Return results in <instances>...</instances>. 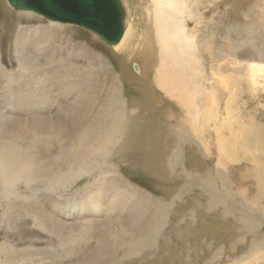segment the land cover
Returning <instances> with one entry per match:
<instances>
[{"label": "rangeland", "instance_id": "374dc122", "mask_svg": "<svg viewBox=\"0 0 264 264\" xmlns=\"http://www.w3.org/2000/svg\"><path fill=\"white\" fill-rule=\"evenodd\" d=\"M120 2L128 35L126 46L116 50L86 30L53 24L36 14L15 12L6 0H0V68L8 73L12 91H20L19 84L30 87V91L25 93L28 95L16 97L20 106L18 111H13L28 123L24 125L25 129L46 119L55 120L58 116L53 114L58 113L59 108V113L65 111L62 108L76 97L75 91H78L77 97L83 98L80 96L85 86L83 80L89 79L91 88H95V94L91 95L92 91H88L92 102L86 105L88 110L93 109L92 115L86 114L88 120L81 117L73 122L71 119V131L75 129L76 134H73L74 130L69 133L70 140L67 142V131L61 136H51L44 126L42 137L37 138V148L40 151L54 148L53 155L63 144L79 146L87 143L92 152L96 144L100 145L102 141L105 144L106 135L102 127L109 128L110 120L103 115L108 116V110L112 112L114 104L121 111L117 113L122 117L121 127L124 128L115 144L111 142L107 147H101L102 152H92V157L82 163L85 166H78L75 171L72 169L74 173L64 185L65 189H57L56 186L53 192L46 189L49 182L45 178L31 180L27 187L19 177L15 179L12 190L18 193L20 199L11 202L2 197L0 184V247L10 249L7 254L0 255V262L78 264L83 259L94 257V264H264V62L251 60L253 48L249 47L261 48L264 42V0H190L186 11L190 14L191 9L193 17L181 5L177 6L180 10H177L175 19H183L185 27L192 31L190 38L194 37L198 47L199 68L205 77V83L201 81V85L208 90L209 83L217 82L220 77L222 80L216 89L218 108L213 109L217 116L212 119L204 115L212 107L201 111V104L197 102L201 97L187 89L190 85L184 84L193 75L186 63L188 55L180 50V59H175L173 54L177 55V51L173 47L170 54L165 53L156 29V0ZM179 3L182 4L181 1ZM166 24L173 28L170 19ZM19 39H23L22 44ZM208 44L213 56L216 51H222L216 53L214 61L205 54ZM26 49L33 50L37 64L43 70L38 65L39 70H36L29 63L20 67L17 52ZM44 58H50V62L42 64ZM49 64H52L51 67ZM252 64H263L261 74L250 69ZM56 71L66 74L68 85L77 84L79 89L64 86V90H60L62 93L55 90L58 88L51 83L56 80ZM37 74L41 80L32 88L31 82L39 81ZM81 75L86 77L82 80ZM177 77L184 81L180 82ZM160 78L173 83L169 81L171 86L167 85L165 90L157 84ZM44 80L53 89L47 88L43 95L37 91L41 90ZM226 80L229 81L227 91L224 90ZM90 96H93L92 100ZM58 97L61 105L56 102ZM36 98L42 99V102L39 103ZM48 98L52 100L49 102ZM227 98L231 100L233 123L228 125L229 131L225 134L232 135L230 139L237 138L228 151L236 155L232 161L221 158L216 147L217 128L226 124ZM193 99L197 105L190 107ZM45 100L46 103H43ZM202 100L206 103L204 94ZM25 102L27 107L23 105ZM68 106L70 109L77 108ZM68 110L64 115L60 114L63 119H66ZM98 115L103 121H98ZM250 122L256 123L253 125H257V130L251 139H239L237 131L250 126ZM62 123L65 122L62 120ZM82 125L86 127L82 129ZM84 132L92 134H87L86 142V139L79 141V135ZM107 185L118 186L124 195L122 198L117 194L119 201L115 209L107 205ZM98 190L104 193V199L98 198L101 193L95 196ZM42 193L47 194L44 196ZM92 194L98 200L97 208L95 212L87 213L90 212L87 200H91ZM47 196L50 199L47 200ZM54 200L72 205L74 214L77 213V216L70 213L68 219L61 215L58 217L61 222L57 221V225L62 233L52 230L54 220L49 219V229L41 227L37 214H43V218L51 215L49 205ZM133 209L138 210V220L140 217L144 219L141 218L140 228L133 226L131 233L125 235L123 248L115 230L120 232L123 221L127 220L126 217L131 218L128 215ZM32 216L36 217L35 221ZM98 218L101 220L97 224L90 221ZM91 226H94L92 236ZM151 229L155 230L152 237L149 236ZM102 239H109L107 251L103 244H98ZM130 240L139 245L137 250L126 247Z\"/></svg>", "mask_w": 264, "mask_h": 264}, {"label": "bare ground", "instance_id": "6f19581e", "mask_svg": "<svg viewBox=\"0 0 264 264\" xmlns=\"http://www.w3.org/2000/svg\"><path fill=\"white\" fill-rule=\"evenodd\" d=\"M7 1V0H6ZM182 2L179 3V2ZM190 1V0H189ZM189 1H186V0H156V8H155V15H156V23H157V28L158 29V36L159 38L162 40V46L165 47V53L167 54H170L171 53V50H172V47L174 48V51H177V55L173 54L175 59H180V53L181 51H184V53H186L188 55V59L186 60V63L188 62V69L191 70V72L193 73V75L191 76L190 79H186L185 81L180 78V77H177V78H180L179 81L181 82V80L184 81V84L186 82V85L189 86L190 85V88H187L188 90L192 91L193 90V94L194 95H198L199 97H201V100L200 101H197L199 103V105L201 104V107L199 106V108H201V111H206L207 109H209V107H212V112L211 111H207V112H210V114H207V112L204 113L205 116H207L206 118L210 117V119H212L211 117H216L214 113V107L218 106V103L216 102V97H217V91L216 90L218 88V86H220L222 84V80L219 78V80L217 82H212V83H209L207 82L206 80V83H209V89L207 90L206 88H204V86L201 85V81L205 83V77H203V73H202V70L199 68L200 66V61H199V56H198V52H197V46H196V43L194 42L195 39L194 37L190 38V35L189 34H192V31L191 30H188L186 27H185V22L183 21V19L180 17L181 20H178L177 18L175 19V15L178 14V11L177 10H180V9H177V6L179 7L180 5L182 6L183 10L189 14V12H187V6L189 4ZM8 4V3H7ZM191 4V2H190ZM9 6V5H8ZM181 8V7H180ZM183 11V12H184ZM16 12V11H15ZM193 13V11H191L190 9V14L189 16L190 17H193L191 16V14ZM33 14V13H32ZM263 14V13H262ZM264 15V14H263ZM195 14H194V18H195ZM40 17V16H39ZM262 17V16H261ZM167 19H170V22L172 23L173 25V28H170L169 26H167ZM198 19V23H199V18L197 17ZM258 19V18H257ZM261 19V18H260ZM45 20V19H44ZM54 24V23H53ZM63 25V24H62ZM259 25V24H258ZM78 28V27H77ZM246 28V27H245ZM82 29V28H80ZM127 29V28H126ZM125 29V21H124V35L121 39V41L116 45L114 46V49L118 50V49H123L125 46H126V37L128 35V30ZM237 29V28H236ZM252 29V28H251ZM260 29V28H259ZM24 30V29H23ZM84 30V29H83ZM263 30V29H262ZM261 30V31H262ZM52 31H50L51 33ZM48 33V32H47ZM238 33V32H237ZM240 35V33L238 34ZM245 35V34H244ZM253 35V34H252ZM96 36V35H95ZM97 37V36H96ZM42 38V37H41ZM98 38V37H97ZM26 39V38H25ZM20 41V44L23 43V39H19ZM204 40V39H203ZM230 40V39H229ZM175 43V44H172V43ZM208 42L209 39H208ZM26 43V41H25ZM24 43V44H25ZM44 43V42H43ZM42 43V44H43ZM249 42H247L248 44ZM19 44V45H20ZM27 44V43H26ZM45 44V43H44ZM160 44V43H159ZM257 44V43H256ZM261 44V43H260ZM259 44V45H260ZM184 45V46H182ZM200 45V44H199ZM210 44L206 45V53L205 54H208L206 56L209 57V59H215V56H216V53L219 52V51H216V53L212 54L211 52V48L209 46ZM246 45V44H244ZM38 46V45H37ZM36 46V47H37ZM130 46V45H129ZM181 46H182V49H181ZM205 46V45H204ZM212 46V45H211ZM230 46V45H228ZM247 46V45H246ZM262 47L260 48H254V46H249V47H252L253 48V55L250 57L251 60H254V61H262L264 62V42H262ZM25 47V46H24ZM109 47V46H108ZM231 47V46H230ZM229 47V48H230ZM112 48V47H111ZM162 48V47H160ZM175 48H179V50H175ZM251 48V49H252ZM41 49V48H40ZM181 50V51H180ZM231 50V48H230ZM38 51V50H36ZM40 51V50H39ZM170 51V53H169ZM233 51V50H232ZM231 51V52H232ZM237 50H235L236 52ZM201 52V51H200ZM222 51H220L219 53H221ZM18 55H19V63L20 64V67L26 63H29L30 66H32L34 69L36 70H39L38 69V66L39 68H41V65H38V60L36 58V56L34 55L33 53V50L31 49H26V50H20L19 52H17ZM183 53V54H184ZM238 51L236 52L235 55H237ZM241 53H244V52H240ZM163 54V53H162ZM204 54V55H205ZM218 54V53H217ZM229 54V53H228ZM224 55V54H223ZM227 55V54H226ZM231 55V54H230ZM47 56V55H46ZM45 56V57H46ZM221 56V54H220ZM48 57V56H47ZM46 57V58H47ZM93 57V56H92ZM187 57V56H186ZM207 57V58H208ZM223 57V56H222ZM46 58L43 59L42 61V64H46L48 63V61L50 60V58L47 60ZM52 58V57H51ZM220 58V57H219ZM41 60V59H40ZM100 61V59H99ZM185 61V60H184ZM214 61V60H213ZM220 61V60H219ZM247 61V60H246ZM50 62V61H49ZM52 62V61H51ZM53 63V62H52ZM101 64V63H100ZM28 65V64H27ZM26 65V66H27ZM38 65V66H37ZM52 64H49V66L51 67ZM263 64L259 65V64H252V66L250 67L251 70L254 69V71L260 73L262 72V66ZM29 66V65H28ZM27 66V67H28ZM102 67V65H101ZM24 68V66L22 67ZM26 68V67H25ZM42 69V68H41ZM51 69V68H50ZM43 70V69H42ZM46 70V69H45ZM78 70V69H77ZM21 71L23 72L24 70L21 69ZM53 71V70H52ZM51 71V72H52ZM61 71V70H60ZM25 72V71H24ZM35 72V71H33ZM47 72V71H46ZM62 72V71H61ZM61 72H55L54 76L56 77V80L53 81L51 84L53 87L55 88H58V89H55V90H64L62 89L64 86H68V87H71V88H78V85L77 84H73L72 86H69L68 83L66 81L67 80V75L66 74H62ZM64 72V71H63ZM187 72V71H186ZM251 72V71H250ZM26 73V72H25ZM32 73V72H31ZM38 73V72H36ZM188 73V72H187ZM8 74L5 69L3 68H0V78H1V82L2 84L0 85V89H1V95H0V184H2V189H1V194H2V197L5 198V199H10L11 202H15L16 200L20 199V196L18 195V193L14 190H12L13 186H14V182H15V179L17 178H22L24 180V184L26 185L27 183H29L31 180L34 181H37L38 179H46L48 180L49 182V185L47 186L46 189H49L51 190L52 192L55 190L54 187L56 186V188L58 189H65L66 186H64L65 184L68 183V179L71 177L72 173H74V171L76 170V168L79 166H85V164L83 165L82 163H86V160L87 158L89 159L90 157V154H92V152H99V151H104L102 150L104 147H107L109 145V143L113 142L115 144L116 141H118V137L119 136V132H122L124 131V128L122 129L121 127V120H122V117L118 114L120 113H117V112H121L114 104L113 108L111 110H113L112 112H110V110H108V116L107 115H103V116H106L109 120H110V127L107 128H103L102 127V131H104L106 135V138H104L105 140V144L104 142L102 141L100 145H95V148H93L92 152L89 147V145L87 143H82L81 145L79 146H75V145H65L63 144V146L59 147V151H57V154H53V149H50L48 151H45V149L43 151L46 152V155L43 151H40L39 148H37V146L39 147V144L37 145L38 143V140L37 138H40L42 137L41 135H43V132H44V126L46 127V130L48 132H50V134L48 135H53V136H61V134H63L64 131H67L68 134L66 135V139H67V142L70 140H68V135L69 133L73 132L74 130V133L73 134H76L75 133V129H72V123L75 122L77 120V118H81V117H84V118H87L88 120V117H86V114L87 113H90L91 114V111L93 110H88V107L86 106L87 103L90 104L92 101H90V98L88 97V91H92L91 95L92 94H95L94 91H95V88L92 89L91 87V83L89 84L88 80H83L86 76H80L84 83H85V86L83 87V92L82 94H80V96L83 98H86V99H83V98H79V96L77 97V92L78 91H75V94H76V97H74L72 99V101L70 103H68L69 105L73 106V107H76L77 108H71L68 106H65L63 107L62 109H64L66 112L68 109V112H67V115H66V119H63L60 114L63 113L62 115H64L65 113L64 112H61L59 113V111H61L59 107H56V108H59L58 109V113L55 112V114H53V116H58L55 120L53 118V120L51 121V119H46L45 121L41 122L40 124H31L32 127L30 128H27L25 129L24 128V125L25 124H28L26 122H24L23 118L20 117L19 115L13 113L14 110L18 111V108L20 106V100L16 99V97H20V95H28V94H25V93H28L30 91V87H28L26 84H19V90L20 91H12V87L10 86V79L9 78V75H6ZM21 74V73H20ZM76 74V73H75ZM81 74V73H80ZM79 74V75H80ZM189 74V73H188ZM261 74V73H260ZM17 75V74H16ZM27 75V74H26ZM34 75V74H33ZM36 75V74H35ZM38 75V74H37ZM206 75V74H205ZM259 75V74H258ZM14 76V74H13ZM13 76H10L11 78ZM28 76V75H27ZM30 76V75H29ZM53 76V75H52ZM69 76V75H68ZM74 76V75H73ZM257 76V75H255ZM18 77L22 78L23 76L22 75H19ZM17 77V78H18ZM31 77V76H30ZM36 77V76H35ZM54 77V78H55ZM172 77V76H171ZM183 77V76H182ZM15 78V77H14ZM25 78V77H24ZM29 78V77H28ZM38 78H39V81L37 80L35 83H32L30 84V86L33 88L35 85H38L39 82H40V75H38ZM51 78V76H50ZM76 78V77H75ZM218 78V77H217ZM33 79V78H32ZM45 79V78H44ZM229 79V78H228ZM24 80V79H23ZM27 80V79H26ZM217 80V79H216ZM8 81L9 84H8ZM20 81V80H19ZM52 81V80H51ZM74 81V80H73ZM82 81V82H83ZM160 82L157 83L159 87H162L166 90V86L167 85H170L169 84V81L172 82L171 80H166L165 81L163 80V78H160L159 80ZM178 81V80H177ZM12 82H15V81H12ZM77 82V81H76ZM21 83V82H19ZM26 83V82H25ZM29 83V82H28ZM74 83V82H73ZM88 83V84H87ZM173 83V82H172ZM225 87H224V90L227 91L229 85V81L226 80L225 82ZM12 84V83H11ZM183 84V85H184ZM15 86V84H14ZM171 86V85H170ZM206 86V85H205ZM208 86V85H207ZM16 88V86H15ZM47 88H51L53 89L46 80L43 81V85L41 86V90H38L37 93L39 94H45L46 92V89ZM40 89V88H39ZM79 89V88H78ZM185 89V87L183 88ZM15 90V89H14ZM80 91V90H79ZM168 91V90H167ZM225 91V92H226ZM52 92V91H51ZM71 92V91H70ZM171 92V91H170ZM31 93V92H30ZM60 93H62L60 91ZM172 93V92H171ZM220 93V92H219ZM228 93V92H227ZM33 94V93H32ZM53 94V93H52ZM87 94V95H86ZM205 96V100H206V103L204 100H202V96ZM233 94V93H232ZM231 94V96H232ZM42 95V96H43ZM50 95V94H49ZM234 95V94H233ZM57 96V95H56ZM63 96V95H62ZM95 96V95H94ZM35 97V96H34ZM68 97V96H67ZM92 97L91 100L93 99V96H90ZM14 98L16 100H14ZM49 99V98H48ZM36 100L40 101L39 103L42 102V99H38L36 98ZM52 99H49V102L51 101ZM118 100V99H116ZM121 100V99H120ZM181 100V99H180ZM179 100V101H180ZM24 101V100H23ZM65 101V100H64ZM48 102V101H47ZM56 102H58L59 105H61V99H59V97L57 98ZM99 102V101H98ZM97 102V104H98ZM22 103V102H21ZM35 103V102H34ZM43 103H46V100L43 101ZM51 104V103H50ZM95 104V103H94ZM93 104V105H94ZM195 101L193 99V101L190 102V107L192 106H195ZM23 105H26V107L28 106V103L25 102L23 103ZM57 105V104H56ZM66 105V104H65ZM113 105V103H112ZM111 105V106H112ZM197 105V104H196ZM30 106V105H29ZM36 106V105H35ZM32 107V106H31ZM38 107V106H37ZM94 107V106H93ZM116 107V108H115ZM51 108V107H50ZM55 108V109H56ZM207 108V109H206ZM218 108V107H216ZM225 108H226V124L224 126H222V128H217L218 132H217V142H216V147L218 149V153L219 155L221 154V158H223L225 160H229V161H232L236 158V155L235 154H229L231 149L229 148L230 146L232 147L233 144H231L232 142H235L236 141V137L234 139H230L232 137V135H226L225 134V131H227L228 129V125L230 123H233L231 122V100L230 98H227V102L225 103ZM25 109V108H24ZM34 109V108H33ZM32 109V110H33ZM116 109V111H115ZM211 109V108H210ZM40 110V108H39ZM38 111V110H37ZM44 111V110H42ZM48 111V110H46ZM20 112V111H19ZM14 114V115H13ZM25 114V113H24ZM40 114V113H39ZM46 114V113H45ZM107 114V113H105ZM49 115V114H48ZM92 115V114H91ZM22 116V115H21ZM49 117V116H48ZM65 117V116H64ZM37 118V117H35ZM91 118V117H90ZM233 118V117H232ZM43 119V118H42ZM72 119V121H71ZM83 119V118H82ZM95 119V118H94ZM98 121H103L101 116L98 115ZM209 119V118H208ZM27 120V119H26ZM50 122H49V121ZM62 120L66 123H62ZM32 121V120H31ZM48 121V122H47ZM82 121V120H81ZM28 122V121H27ZM35 122V121H34ZM77 122V121H76ZM80 122V121H79ZM84 122V121H82ZM31 123V122H29ZM33 123V122H32ZM54 123V124H53ZM81 123V122H80ZM79 123V124H80ZM48 124V125H47ZM253 124H256V123H253ZM251 122H250V126H248L247 128H242L243 130L241 131L240 129V132L237 131L238 133H236V135H240L239 139H242L244 140L245 138H249L251 139V135H253V132L255 130H257L256 126L257 125H253ZM29 125V126H31ZM75 125V124H74ZM73 125V127H74ZM87 125V124H86ZM85 125H82V129L84 128ZM88 126V125H87ZM104 126V125H103ZM27 127V126H25ZM70 127V128H69ZM79 127V126H78ZM86 127V126H85ZM219 127V126H218ZM92 128V127H91ZM55 131H54V130ZM78 129V128H77ZM121 129V130H120ZM79 130V129H78ZM85 130V129H84ZM82 130V131H84ZM88 130V129H87ZM90 131V130H89ZM100 131V130H99ZM229 131V130H228ZM227 131V132H228ZM234 131V130H233ZM77 132V131H76ZM86 132V131H85ZM84 132V133H85ZM92 132V131H91ZM87 133V134H92V133ZM107 132V133H106ZM65 133V132H64ZM99 133V132H98ZM101 133V132H100ZM109 133V134H108ZM260 133V132H259ZM45 134V133H44ZM47 134V133H46ZM45 134V135H46ZM87 134H80L78 139L79 141L80 140H85V142L87 141ZM108 134V135H107ZM89 135V136H90ZM95 135V134H93ZM98 135V134H97ZM95 135V136H97ZM255 135V134H254ZM47 136V135H46ZM65 136V135H63ZM62 136V138H63ZM94 136V137H95ZM100 136V135H99ZM256 136V135H255ZM71 137V136H70ZM73 137V136H72ZM75 137V136H74ZM77 137V136H76ZM104 137V136H102ZM57 138V137H56ZM93 138V137H92ZM96 138V137H95ZM99 138V137H98ZM96 138V139H98ZM52 139V138H50ZM89 139V137H88ZM103 139V138H102ZM246 139V140H247ZM42 140V139H41ZM40 140V141H41ZM46 140V139H44ZM72 140V139H71ZM77 140V138H76ZM100 140V139H99ZM245 140V141H246ZM39 141V142H40ZM63 141V140H62ZM73 141V140H72ZM75 141V140H74ZM94 142H96L97 140H93ZM101 141V140H100ZM241 141V140H240ZM249 141V140H248ZM247 141V142H248ZM255 141V140H253ZM43 142V140H42ZM78 142V141H77ZM89 143V142H88ZM100 143V142H98ZM251 143V142H250ZM249 143V144H250ZM47 144V143H46ZM45 144V146H46ZM44 144H42L43 146ZM48 145V144H47ZM50 145V144H49ZM58 145V144H57ZM246 145V143H245ZM248 145V144H247ZM53 146V145H52ZM252 146V145H251ZM48 147H51V146H48ZM47 147V148H48ZM97 147V148H96ZM99 147V148H98ZM101 147H103L101 149ZM241 147V146H240ZM246 147V146H245ZM248 147V146H247ZM254 147V145H253ZM235 148V147H233ZM249 148V147H248ZM234 150V149H233ZM43 152V153H41ZM227 152V154H225ZM247 153V152H246ZM62 155V156H61ZM94 156V155H93ZM238 159V158H237ZM82 164V165H80ZM262 164V163H261ZM171 166V165H170ZM74 168V171L72 170ZM87 168V167H86ZM259 169L261 170V168L259 167ZM19 178V179H20ZM260 178V177H258ZM37 179V180H36ZM41 179V180H42ZM44 179V180H45ZM40 180V181H41ZM104 181V180H103ZM43 183V182H42ZM31 184V183H30ZM45 184V183H44ZM103 184V183H102ZM110 184V183H109ZM98 185V184H97ZM27 186V185H26ZM29 186V185H28ZM27 186V187H28ZM39 187V186H38ZM42 188V187H41ZM45 188V187H43ZM97 188V187H96ZM36 189V188H35ZM45 189V190H46ZM108 190L109 191V194H106L105 196L108 197L109 199V203H107L108 206H110V208H114L116 205H118V201H119V197L117 196V194H119L122 198H124V195L122 194V191L121 189L118 187V186H115V185H111V186H105V190ZM43 190V189H42ZM44 190V192H45ZM41 191V189H40ZM47 191V190H46ZM34 193V192H33ZM55 193V192H54ZM101 192H99V190L97 191V193L95 194V196L98 194H100ZM111 193H112V196H111ZM38 194V193H36ZM44 196L47 194H44L42 193ZM53 194V193H52ZM94 194V193H93ZM92 194V196L90 197L91 200H87V202L90 204V212H87V213H91V212H95L96 211V208H97V204H98V200H95L94 198V195ZM18 195V196H17ZM51 195V194H50ZM63 195V194H62ZM38 196V195H37ZM53 196V195H51ZM60 196V194L58 195ZM64 196V195H63ZM110 196V197H109ZM65 197V196H64ZM100 197V199H104V193H101L100 196H98V198ZM127 197V196H125ZM25 198V197H23ZM42 198V196H41ZM72 198V197H71ZM70 198V199H71ZM97 198V197H96ZM97 198V199H98ZM39 199V198H38ZM45 199V198H44ZM47 200L50 199L49 196H47L46 198ZM55 199V198H53ZM59 199V198H57ZM89 199V197H88ZM106 199V198H105ZM68 200V199H67ZM74 200V199H73ZM72 200V201H73ZM100 200V202H101ZM25 201V200H24ZM23 201V204H26L24 203ZM36 201V200H35ZM75 201V200H74ZM73 201V203H74ZM83 200H80L79 199V202ZM44 202V201H43ZM46 202V201H45ZM51 204L49 205L51 210V215H47L43 218V214H39L37 212V214L39 215L38 218H40L39 220H41L40 224H41V227L42 226H45L47 227L48 229L50 228V225L51 223L49 222V219L50 220H54L55 221V226L52 228V230L54 232H61L60 231V228L58 227L59 225H57V221L59 222V219L58 217H60V215L62 217H66L67 219L69 217H71V214H74V209H71V206L70 205H67L66 203L65 204H60L58 202H55L54 201H50ZM65 202V201H64ZM19 203V201H18ZM37 203V202H36ZM39 203V202H38ZM21 204V202H20ZM35 204V203H34ZM49 204V203H48ZM84 204V203H83ZM122 204H124V201H122ZM22 205V204H21ZM17 206V205H16ZM29 206V205H28ZM33 206V205H32ZM27 207V206H26ZM34 207V206H33ZM32 207V208H33ZM30 208V207H29ZM30 208V209H32ZM47 208V207H46ZM81 208V207H80ZM100 208V207H99ZM102 208V207H101ZM108 208V207H107ZM115 209V208H114ZM40 210V209H39ZM111 210V209H110ZM46 211V210H44ZM81 211V210H80ZM88 211V210H87ZM113 211V209H112ZM117 211V210H116ZM108 212V211H106ZM110 212V211H109ZM115 212V210H114ZM122 212V211H121ZM14 213V212H13ZM20 213V212H19ZM76 213V212H75ZM100 213V212H99ZM103 213V212H101ZM119 213V212H118ZM48 214V213H47ZM81 214V213H79ZM113 214V213H112ZM123 214V213H122ZM34 215V214H33ZM75 216H77V213L74 214ZM114 215V214H113ZM16 216V215H14ZM109 216V215H108ZM117 216V215H116ZM130 216L131 218H127V220L123 221V228H120V232L118 230H115L116 231V238L118 239L120 245L124 248L125 246V235L131 233V228L133 226H137V227H141V218L143 217H140V219L138 220V210L136 209H133L131 211V213L128 215ZM34 221L36 220V217L35 216H32ZM105 218V217H104ZM58 219V220H57ZM109 219V218H108ZM122 219V217H121ZM144 219V218H143ZM101 219L98 218L97 220L96 219H91L90 221H93V222H97V221H100ZM103 221V219H102ZM61 222V221H60ZM59 222V223H60ZM140 222V224H139ZM58 223V224H59ZM118 223V222H117ZM34 224V223H33ZM66 224V223H65ZM70 224V223H69ZM97 224V223H96ZM61 226V225H60ZM95 226V224H94ZM94 226H91V236L92 234L94 233V229L93 227ZM69 227V226H68ZM62 228V227H61ZM46 229V228H45ZM69 228H67L66 231H68ZM64 230V229H63ZM151 229V233H149V236H153L154 233H155V230ZM65 231V232H66ZM90 231V232H91ZM115 231H112V232H115ZM105 232L108 234L107 230H105ZM104 232V233H105ZM68 233V232H67ZM157 233V232H156ZM64 234V232H63ZM66 235V234H65ZM106 237V236H105ZM108 237V236H107ZM115 237V236H114ZM113 237V238H114ZM115 239V238H114ZM109 240V239H108ZM108 240H105V239H102L100 240V242L98 243L100 246L103 244L105 246V250L108 248V245L110 244ZM133 240V239H132ZM136 241V240H135ZM127 242V241H126ZM128 244V245H127ZM5 245V244H4ZM10 247V246H9ZM126 247L127 248H131L130 250H134L139 247L138 244L136 243H133L131 240L130 242L126 243ZM8 250H10L9 248L7 247H0V255H2V253H6L8 252ZM94 251H91V256L94 254ZM107 251V250H106ZM104 250L103 248H101V253H103ZM25 254V253H23ZM37 255V254H36ZM26 256V254L24 255ZM22 258V257H21ZM35 258V257H34ZM26 259V258H25ZM94 257H91V259H83V262L82 263H78V264H94L93 263V260ZM10 260V259H9ZM32 260V259H31ZM16 261V260H15ZM23 261V260H22ZM8 262V261H7ZM11 262V261H10ZM17 262V261H16ZM43 262V261H42ZM14 263V262H12ZM22 263V262H21ZM28 263V262H27ZM45 263V262H44ZM0 264H2V262H0ZM25 264V263H24ZM33 264V263H32ZM96 264H100V262L96 263Z\"/></svg>", "mask_w": 264, "mask_h": 264}, {"label": "water", "instance_id": "95a60500", "mask_svg": "<svg viewBox=\"0 0 264 264\" xmlns=\"http://www.w3.org/2000/svg\"><path fill=\"white\" fill-rule=\"evenodd\" d=\"M16 12L33 13L46 21L82 28L105 45L116 46L124 35L120 0H7Z\"/></svg>", "mask_w": 264, "mask_h": 264}]
</instances>
